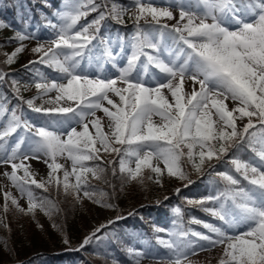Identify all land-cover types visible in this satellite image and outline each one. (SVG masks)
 I'll list each match as a JSON object with an SVG mask.
<instances>
[{
	"label": "snow or ice",
	"instance_id": "obj_1",
	"mask_svg": "<svg viewBox=\"0 0 264 264\" xmlns=\"http://www.w3.org/2000/svg\"><path fill=\"white\" fill-rule=\"evenodd\" d=\"M240 3L252 19L237 16L240 11L237 0H197V8L203 6L200 11L181 7L177 24L169 26L161 23L175 18L168 7L135 0L137 28L127 66L119 68V75L115 78H89L77 68L88 45L97 39L96 33L105 13L101 12L91 23L77 28L80 20L89 11H97L98 6L94 0H67L65 10L56 13L60 23L51 24L57 29L52 46L45 49L38 45L32 49L40 55L39 61L32 63L46 64L60 74V80L50 82L39 74L40 78L34 85L37 91L42 95L55 91L57 95L49 103L66 100L73 102L75 107L44 109L35 106L34 99L27 100L28 107L34 112L72 113L64 120L55 121L56 127L50 128L22 121L15 109L0 105V120L4 121L0 127V166H10L11 171H5L3 175L21 196L27 198V208H24L10 192L4 193L3 212H8L10 201L18 212L25 215L34 216L39 209L51 216L57 210L55 202L37 197L32 185L45 192L53 185L57 188L62 186L66 194L74 195L76 199L80 198L81 191L85 197L92 198L95 194L87 190L88 174L99 179L105 169L99 165L90 167L87 162H103L102 153L121 157L119 171L128 180L142 182L144 169H149L155 174V182L160 183L159 177L165 170L170 177L187 180L182 167L185 158L199 172L206 162L226 156L230 149L247 138L248 146L261 165L253 166L235 155L230 162L252 187H237L240 184L238 178L228 172H220L218 176L226 184L221 195L231 204L225 206L221 203L218 208L205 209L229 229L242 227L243 230L229 233L222 227L203 223L208 234L198 231L171 233L173 239L158 241L169 250L165 257L158 259H167L168 264H184L185 261L191 264V255L223 246L218 264H264V0H240ZM111 13L118 23L123 22L122 10L113 5ZM148 17L158 26L156 29H141L139 21L147 23ZM226 19L234 21L238 27L230 30L224 24ZM3 27L5 25L0 23V28ZM165 29H169L168 34L175 43L185 46L169 49L170 59L167 61L161 59ZM154 31L160 33V40L156 39ZM28 38L21 33L16 36L20 42ZM23 50L21 44L12 53H5V63L11 65ZM104 55L115 66L116 58L112 51L106 48ZM141 57H145V61H141ZM138 62L142 63L145 73L149 66H153L164 74L165 79L154 87L146 86L139 72L133 76ZM5 75L0 72V80ZM185 79L198 84L199 89L193 88L191 93H185ZM13 85L18 95V83L13 81ZM227 100L233 101L234 107L229 109L225 103ZM105 102L111 107L105 106ZM97 111L108 118L107 132L103 130L101 118L96 116ZM154 116L160 118L159 122L154 121ZM245 118L247 123L238 127L237 120ZM70 121H75L78 127L72 126ZM257 124L259 129L253 130L257 129ZM33 127L34 137L38 139L30 138L33 144L30 150H21L23 136L9 144V138L17 129L29 131ZM41 154L46 158L49 169L46 181H37L31 166L25 163L29 159H39ZM58 157L71 161V171L57 162ZM133 158L134 168L131 167ZM61 170L62 179L57 175ZM72 176L75 177L74 184L70 182ZM218 199L220 197L207 198L209 201ZM175 212L182 215L179 208ZM192 223L201 221L193 219ZM100 230L97 228L85 237L80 247L89 244ZM64 242L67 244V239ZM129 252L139 264L144 253L133 249Z\"/></svg>",
	"mask_w": 264,
	"mask_h": 264
},
{
	"label": "trees",
	"instance_id": "obj_2",
	"mask_svg": "<svg viewBox=\"0 0 264 264\" xmlns=\"http://www.w3.org/2000/svg\"><path fill=\"white\" fill-rule=\"evenodd\" d=\"M60 1L19 0L17 5H13V0H4L5 7L0 9V18L15 29H22L28 23L36 24L38 27L46 26L47 15L59 8ZM126 2L127 0H94L98 10L89 11L85 18L91 20L99 12H105V19L101 21L100 26L108 25L113 30L117 26L113 25V21L116 19L113 18L111 9L115 5L122 10ZM118 29L127 34V30ZM17 34L4 36L1 34L0 28V72L6 74L4 79L0 80V101L4 103H8L12 98L13 81H16L19 87L24 86L33 75L32 65L26 67L20 65V54L16 56L11 65L5 63V53H12L6 49L19 43L16 39ZM233 150L226 156L229 163H231L234 155L239 158L236 153L239 156L240 150L235 148ZM184 151L187 152V149ZM241 157L246 159L245 155H241ZM120 158L117 156L108 165L100 161L87 162L90 167L99 165L105 169V172L99 179L93 178L92 175L87 177V190L95 195L92 198L84 196L82 202L76 203L72 199V195L63 192L61 187L51 186L47 192L32 187L37 197L46 198L56 204L57 210L53 211L51 216L45 215L39 209L35 211L34 215L42 222L45 220L47 222L48 218L50 219V223L54 226L51 238L47 242L41 240V243L34 245L36 240L33 238L26 239L29 233L17 230L13 222H10L7 227L0 225V255H11L13 248L17 247L25 253V257L17 264H63L66 262L76 264H136V259L129 250L140 248L139 240H144L143 242L146 244L162 246L158 241L160 239L168 240V238L160 231L169 227L173 220L172 210L176 206L182 209L184 225L197 226L206 233L208 230L203 227V223L216 225V221H219L210 212L205 211L206 208H214L212 201L207 200L213 194L214 188L203 177H191V171L194 167L190 162H187L186 158L182 162V167L188 176L187 180L170 177L167 173L163 174L166 182L168 181L170 184L172 182H190L194 178L192 183L182 189L177 197L171 196L170 198H164L163 195L159 196V191H151V179H147L150 176L149 173L144 175L145 178L142 182L128 180L126 175L119 171ZM214 160H216L215 166L219 170V160L215 158ZM201 200L206 202L203 204L194 203L193 206H189L190 203ZM144 202H148L149 205L141 207L145 204ZM93 207L103 209L112 222L109 228L121 232V234L119 237H110L107 241L101 239L99 242H94L93 246L87 244L81 248L82 239L79 233L83 227L79 225L76 216H79L80 213L89 214ZM193 219H197L201 223H192ZM65 239L68 241L67 244L64 242ZM29 242H32L30 249ZM36 246L43 250L37 257H33L29 252H31V248L35 249ZM42 257H45L43 263L38 262Z\"/></svg>",
	"mask_w": 264,
	"mask_h": 264
},
{
	"label": "rangeland",
	"instance_id": "obj_3",
	"mask_svg": "<svg viewBox=\"0 0 264 264\" xmlns=\"http://www.w3.org/2000/svg\"><path fill=\"white\" fill-rule=\"evenodd\" d=\"M19 0H13V5H17ZM144 3H151L153 6L156 7H168L170 11L173 12V16L175 17L172 20H162L161 23H166L169 26H173L177 24V21L179 20V12L180 8L184 7L186 10L190 9L193 12L200 11V8L203 6L201 5L200 8H197V0H143ZM67 4V0H62L61 5L51 16L48 17V26L44 28H36L33 24H27L22 30L19 31L21 34H26L29 36L28 39L21 42L19 45H16L11 48H7V51L13 52L16 48L20 47L21 44H23L24 50L21 52V56L19 59L20 65H28L32 61H39L40 55L36 54L32 51L35 47L38 45H43L45 49L51 47V41L55 39L56 31L57 29H54L51 27V24H59L60 20L59 17L56 15L57 12H62L65 10V6ZM135 0L129 1V3H126V6L124 7V14H123V26L125 27L128 23L131 24V26L128 28V33L126 34V37L123 36V33L121 31L116 30L115 32L108 31V27L104 28V31H106L104 34H102L103 41L99 42L98 39H95L92 41V44L88 45V48L85 50V54L83 58H81V63L79 67L77 68L78 72H81L82 74L88 76L89 78H97V77H112L115 78L119 75L118 69L124 68L127 66V59L129 55L131 54L132 48L131 44L133 43V37L136 32L137 24L134 20L135 15ZM4 0H0V8H4ZM237 7L240 8V11L237 13V16L246 20L252 19L250 15L246 13V11L241 7L240 0H237ZM85 10V9H82ZM100 14V13H99ZM98 14V16H99ZM91 20H86L82 18L77 25V28H79L81 25H87L91 23ZM127 24H126V23ZM210 22V21H209ZM0 23L4 24L3 21L0 20ZM117 24V21L115 22ZM225 26H227L230 30H235L238 25L230 19H226L224 21ZM5 25V24H4ZM139 25L142 30H154L158 26L155 25L154 22L151 21V18L148 17V22L146 23L145 20L139 21ZM169 29L164 30V36L161 43V59H164L167 61L170 59L169 57V49L175 50L178 47H185L183 45L175 43L171 36L168 34ZM2 35L11 36L13 34L12 30H9L7 26L2 28L1 31ZM156 39L160 40V33L159 32H153ZM50 35H53L54 37H50ZM95 46V47H94ZM110 49L115 56V66L111 60L107 58L106 55H104L105 49ZM67 51V50H66ZM151 51V50H148ZM141 61H145V57H141ZM179 62V61H178ZM137 72L140 73L141 78L143 79V82L146 86H155L158 82L163 81L165 79L164 74L160 73L159 70L153 66H149L147 72L145 73L143 71V65L141 62H138L137 70L133 72V76L137 74ZM39 74H43L45 79L47 81L52 80H60V74L56 72L53 68L48 67L46 64L36 63V71L34 72V78L33 81L28 84V86H25L21 91L23 95H26L28 100L34 99V104L37 107H42L44 109H50V108H58V107H67L71 105L72 107H75V104L71 101L61 100L57 104L49 103V100H54L57 93L55 91L49 92L47 95H42V93L38 92L35 88V82L39 80L40 76ZM155 77V78H154ZM178 79V78H177ZM119 86V85H118ZM195 89H199L198 84H193L192 80L185 79L184 81V92L185 93H191V91ZM165 94L169 96L170 94L167 93V90H164ZM111 95V94H110ZM39 97V98H37ZM113 99L118 101V98L112 97ZM225 103L228 105L229 109L234 107V102L231 100L225 101ZM0 105H3L0 102ZM4 106V105H3ZM25 106V107H24ZM24 106L20 107V109L17 112V115L21 117L22 121H27L28 123L39 127V126H48L50 128L56 127L55 121L64 120L67 117L72 116V113L67 114H61L58 112H34L31 108L28 107L27 103L24 104ZM105 106H108L105 102ZM111 107V106H108ZM8 109H14L10 107H6ZM97 117L101 118L103 130L105 132L108 131V118L104 116L103 112L97 111L96 113ZM215 118V117H214ZM78 119V118H77ZM91 119V117L89 118ZM154 121L159 122L160 118L158 116L153 117ZM72 126H77L75 124V121H70ZM247 123V118H245L243 121L237 120V126L242 127L243 124ZM4 124L3 120H0V127H2ZM67 127V125H65ZM78 127V126H77ZM259 125L257 124L258 130ZM79 130V128H78ZM250 130V131H253ZM90 131H94L90 128ZM35 127H33L29 131H25L23 128L17 129V132L13 134L12 137L9 138V144L12 145L14 142L18 141L21 136L24 137V143L21 145L22 151H28L33 146L32 139H38V137H34ZM118 147V146H117ZM243 147V148H242ZM244 147H249L247 138L245 141L239 145H237L236 148H242L244 153H247V159L246 162H251L253 166H260L261 162L259 161L258 157L255 155V153L250 150V152H245ZM231 150V149H230ZM103 155V162L104 164H111L112 161L117 157V155L112 154L108 155L106 153H102ZM228 155V154H227ZM226 155V156H227ZM225 156L220 158L219 160L222 161L221 167L224 172H228L229 174H232L234 177L238 178L240 180V184L237 187H252L251 185H248V182L243 179V177L240 175V173H237L233 170L232 166L227 163V160L224 159ZM45 157L41 154L39 159H29L25 163L31 166L32 172L35 174V178L37 181L40 180H47L49 169L47 167V164L45 163ZM19 162V161H17ZM57 162L64 166L65 169L68 171H71V161L67 160L66 157H58ZM216 160H212L211 162H206L201 169V171L197 172L195 168L191 171V177L197 176V178L203 177L205 180L208 181V183L213 186L214 192L211 195L212 197H220L218 200H212V205L215 208H218L221 203H225V206H228L231 204V201H225L224 197L221 195L226 188L225 182L218 176L219 172H214L216 169ZM163 168V165H160ZM131 167H135L134 164V158L133 163L131 164ZM5 171H11L10 166L3 165L0 166V218L3 219V223L0 225H3L5 227L9 226L10 222H13L15 224V227L17 230H22L26 233H29V235L26 237L29 239H35L36 243H41V240L47 242L50 240L52 231L54 230V226L52 223H50V219L48 218L47 222H42L38 218H35L32 214H23L16 210L14 206L11 205V202L9 201V210L7 213L3 212V204H4V193L10 192L13 197H15L19 205L21 207L27 208V198L21 196L20 192L17 191L16 188L12 187L11 182L8 180L7 177L3 175ZM150 176H153L154 178L151 179V191L157 192L159 191V196H164V198H170L171 196L177 197L182 188L186 185L190 184L191 182H172L171 184L167 181L165 175H162L159 177L160 183L155 182V174L151 173L149 169H144V175L148 174ZM167 173V171H164V174ZM18 175H22V173H18ZM59 177L63 176V170L57 173ZM88 177L90 175L88 174ZM194 178H192L193 180ZM220 180L224 183V185H221ZM70 182L75 183V177H70ZM55 186V185H53ZM32 187H35L32 185ZM56 187V186H55ZM62 188V186H61ZM177 189H179V192H177ZM63 191V189H62ZM64 192V191H63ZM72 199L75 200L76 203L84 201V195L81 192L80 198L76 199L74 195H72ZM145 205H149L148 202H144ZM194 203H190L189 206H193ZM119 206V204H118ZM192 213V211H189V213ZM11 213V214H9ZM174 220L175 222L170 225L169 228V238L173 239L174 237L171 236V233L181 232V231H196L194 226L185 227L183 224L180 223V217L176 214L174 210ZM78 218V223L80 226L83 227L81 229L79 235L82 239V243L85 239V237L91 235L97 228H100L101 230L96 233V236L93 237L92 241L90 243H93V241H98L100 237L103 241H107L110 237H119L121 232L113 231V233H110L109 224L112 222L110 221L109 217L106 215V213L103 211V209L99 207H93L92 210L89 211V214L83 215V213H80L79 216H76ZM221 221V220H220ZM216 225L219 227L224 228L227 232L233 233V232H239L242 231L243 228H236V229H229L227 225L221 222H216ZM104 226V227H101ZM189 228V230H188ZM191 239H195L192 237ZM141 240L138 242L140 243ZM81 243V244H82ZM200 243H205L201 241ZM32 245V242H29V249ZM42 248L39 246H36L35 249L31 248L30 255L33 257H37L39 253L42 252ZM144 256L140 258V261L143 264H168L167 259L165 261H157L154 262V260H158L160 257H165L167 254H164L162 250L157 249L155 250L153 247H144L143 251ZM13 254L8 256H1L0 258V264H17L22 258H24V252L20 250L19 248L15 247L13 248ZM223 254V246H217L211 251H201L196 255H191L189 257V260L191 261V264H218L221 256ZM29 256V255H28ZM45 257H42L40 263H43ZM162 260V259H161ZM184 264H188V261H185Z\"/></svg>",
	"mask_w": 264,
	"mask_h": 264
},
{
	"label": "bare ground",
	"instance_id": "obj_4",
	"mask_svg": "<svg viewBox=\"0 0 264 264\" xmlns=\"http://www.w3.org/2000/svg\"><path fill=\"white\" fill-rule=\"evenodd\" d=\"M54 36H56V35H54ZM53 35H50V37H54ZM27 253V252H26ZM27 255V254H26Z\"/></svg>",
	"mask_w": 264,
	"mask_h": 264
}]
</instances>
